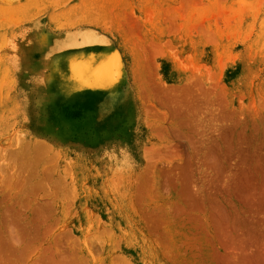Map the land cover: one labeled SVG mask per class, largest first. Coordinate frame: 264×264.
<instances>
[{
  "label": "rangeland",
  "instance_id": "374dc122",
  "mask_svg": "<svg viewBox=\"0 0 264 264\" xmlns=\"http://www.w3.org/2000/svg\"><path fill=\"white\" fill-rule=\"evenodd\" d=\"M0 264H264V0H0Z\"/></svg>",
  "mask_w": 264,
  "mask_h": 264
},
{
  "label": "bare ground",
  "instance_id": "6f19581e",
  "mask_svg": "<svg viewBox=\"0 0 264 264\" xmlns=\"http://www.w3.org/2000/svg\"><path fill=\"white\" fill-rule=\"evenodd\" d=\"M81 56H82V55H81ZM74 57H75V56H74ZM74 57H73V58H74ZM79 57H80V56H79ZM71 62H72V61H71ZM73 62H75V61H73ZM90 65H91V64H90ZM93 65H94V64H93ZM93 65H92V66H93ZM92 66H91V67H92ZM99 66H100L101 71L99 70L98 67H97L96 69H89V68L87 67L85 71L83 70V67H84L83 65H82L81 68H80V70L82 69L81 71H83L84 74H87V76H86V75H85V76H86L88 79H90V81H92V79H93V81H92V83H93L92 86L95 84V87H96V84L98 85L99 82H100L99 84H101V82L103 83V80L108 81V80H109L108 76L111 75V72H110V71H111V68H110V67H106V68H104V64H100ZM69 68H70V71L73 73L74 71L72 70L71 65H69ZM80 70H78V71L81 72ZM78 76H79V75H78ZM109 77H110V76H109ZM107 79H108V80H107ZM81 80H83V78H82ZM106 81H105V84H106ZM65 83H66V82H65ZM107 83H108V82H107ZM73 84H75V83H73ZM76 84H77L78 86L76 87V85H74V87H73L74 90L71 89V87H70L71 85L69 86V89H70V91H71L72 94H74V92H75L76 90H77V91H79V90L83 91L86 87H87V88H88V87H89V88L92 87V86L90 87V86H89L90 84H88L86 81H81V82L78 81V82H76ZM103 84H104V83H103ZM105 84H104V85H105ZM62 85H63V83H62ZM80 85L83 86V87L86 86V85H87V86L84 87L83 89H81V88H79ZM100 86H101V85H100ZM66 88H67V87L65 86V90H63V91H65V92L67 93V89H66ZM93 88H94V87H93ZM70 91H69V92H70ZM84 91H85V90H84ZM65 92H62V93L65 94ZM72 94H71V96L69 95V98H73V95H72ZM40 149H41V148H40ZM40 149H39V150H40ZM39 153H40V152H39ZM250 261H251V262H257V258L254 257V256H251V257H250Z\"/></svg>",
  "mask_w": 264,
  "mask_h": 264
}]
</instances>
